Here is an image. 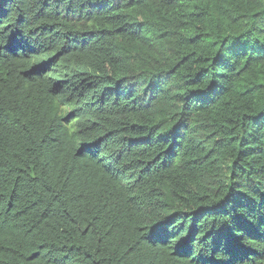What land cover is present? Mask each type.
I'll list each match as a JSON object with an SVG mask.
<instances>
[{"label": "trees", "instance_id": "16d2710c", "mask_svg": "<svg viewBox=\"0 0 264 264\" xmlns=\"http://www.w3.org/2000/svg\"><path fill=\"white\" fill-rule=\"evenodd\" d=\"M0 264H264V0H0Z\"/></svg>", "mask_w": 264, "mask_h": 264}]
</instances>
